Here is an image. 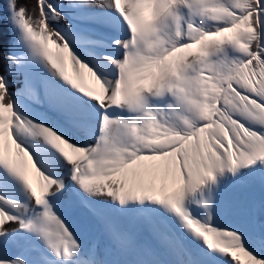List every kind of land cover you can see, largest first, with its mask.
<instances>
[{
    "label": "snow or ice",
    "instance_id": "obj_1",
    "mask_svg": "<svg viewBox=\"0 0 264 264\" xmlns=\"http://www.w3.org/2000/svg\"><path fill=\"white\" fill-rule=\"evenodd\" d=\"M31 2L0 3V264H264V0Z\"/></svg>",
    "mask_w": 264,
    "mask_h": 264
},
{
    "label": "bare ground",
    "instance_id": "obj_2",
    "mask_svg": "<svg viewBox=\"0 0 264 264\" xmlns=\"http://www.w3.org/2000/svg\"><path fill=\"white\" fill-rule=\"evenodd\" d=\"M71 70H72V69H71V64L69 63V72H70V73H71ZM86 83H87V85H88L89 87H94V86H95V85H94V81L92 80L91 77H88ZM32 178L35 179V177H34V173L32 174Z\"/></svg>",
    "mask_w": 264,
    "mask_h": 264
},
{
    "label": "trees",
    "instance_id": "obj_3",
    "mask_svg": "<svg viewBox=\"0 0 264 264\" xmlns=\"http://www.w3.org/2000/svg\"><path fill=\"white\" fill-rule=\"evenodd\" d=\"M21 2L23 3V0H21ZM35 3V0H32V2L29 4V7L31 8L32 4Z\"/></svg>",
    "mask_w": 264,
    "mask_h": 264
},
{
    "label": "rangeland",
    "instance_id": "obj_4",
    "mask_svg": "<svg viewBox=\"0 0 264 264\" xmlns=\"http://www.w3.org/2000/svg\"><path fill=\"white\" fill-rule=\"evenodd\" d=\"M3 2V0H0V3H2Z\"/></svg>",
    "mask_w": 264,
    "mask_h": 264
}]
</instances>
